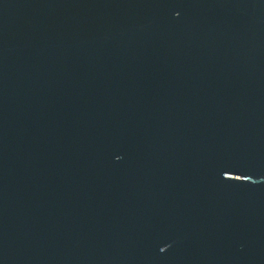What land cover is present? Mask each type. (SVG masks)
I'll use <instances>...</instances> for the list:
<instances>
[{"label":"water","instance_id":"obj_1","mask_svg":"<svg viewBox=\"0 0 264 264\" xmlns=\"http://www.w3.org/2000/svg\"><path fill=\"white\" fill-rule=\"evenodd\" d=\"M0 264H264V0H0Z\"/></svg>","mask_w":264,"mask_h":264}]
</instances>
